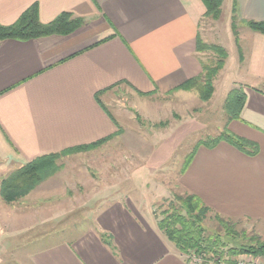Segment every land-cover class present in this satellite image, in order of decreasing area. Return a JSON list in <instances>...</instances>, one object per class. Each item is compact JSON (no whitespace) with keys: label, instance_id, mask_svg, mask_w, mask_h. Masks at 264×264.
I'll list each match as a JSON object with an SVG mask.
<instances>
[{"label":"crops","instance_id":"crops-1","mask_svg":"<svg viewBox=\"0 0 264 264\" xmlns=\"http://www.w3.org/2000/svg\"><path fill=\"white\" fill-rule=\"evenodd\" d=\"M237 5L244 26L264 22V0ZM33 7L42 24L71 14L85 25L69 36L0 43V160L23 166L119 129L110 142L127 137L107 107L119 92L139 103L175 92L185 102L198 98L195 91L175 90L203 73L196 51L206 13L201 0H0V26L14 25ZM243 61L247 100L229 130L256 143L259 153L225 141L200 146L174 188L197 196L236 227L264 236V34L248 32ZM179 126L162 133L153 158ZM32 240L35 246L20 263L193 264L159 230L146 205L129 197L98 209L91 226Z\"/></svg>","mask_w":264,"mask_h":264},{"label":"rangeland","instance_id":"rangeland-1","mask_svg":"<svg viewBox=\"0 0 264 264\" xmlns=\"http://www.w3.org/2000/svg\"><path fill=\"white\" fill-rule=\"evenodd\" d=\"M234 9L235 0H223L219 20L203 19L200 24L203 41L220 45L228 53L216 84L214 81L215 96L203 102L195 91L198 98L185 102L175 92L139 103L128 92L117 93L115 102L106 104L127 137L90 151L61 155L57 160L59 171L25 198L10 206L0 201V264H23L20 262L26 249L35 246L33 237H63L73 227L91 226L94 213L113 200L132 198L138 205H146L157 220L163 217V211L168 210L178 193L174 187L185 161L198 142L229 129L224 111L227 96L234 89H243L249 80L243 52L250 29L236 13V38L232 28ZM200 57L207 65L216 59L210 52ZM177 123L178 135L153 158L162 146V133L176 128ZM19 167L0 160V183ZM205 226L208 233L222 236L225 249L250 245L248 240H264V236L242 226L235 227L240 234L229 238L216 221ZM241 263L264 264V257L242 254L224 257L220 264Z\"/></svg>","mask_w":264,"mask_h":264},{"label":"trees","instance_id":"trees-1","mask_svg":"<svg viewBox=\"0 0 264 264\" xmlns=\"http://www.w3.org/2000/svg\"><path fill=\"white\" fill-rule=\"evenodd\" d=\"M201 1L206 9L204 19L219 20L222 14L223 0ZM236 7L238 9L237 0H235L232 28L238 39L235 24L237 18ZM84 25L85 21L83 19L76 18L71 14H62L53 22L42 24L39 21L37 8L33 7L25 12L14 25L0 26V43L5 40L28 41L52 35L69 36ZM246 26L254 32L264 34V22H246ZM196 51L199 54L210 52L216 56V59L210 65L201 61L202 75L188 80L175 91L194 90L198 92L201 101L208 102L213 97L215 90L214 81L219 72L225 67L228 53L220 45L204 42L200 33L197 35ZM246 100L247 95L243 89H234L228 94L224 111L229 123L241 120V113L245 107ZM119 135L120 129L115 135L95 143L71 148L58 154L43 156L17 168L1 180L0 198L2 202L8 206L17 203L34 191L41 183L55 175L60 169L57 165V160L61 155L96 149ZM223 141L249 155L254 156L259 153V146L256 143L235 135L227 127L219 136L197 143L195 150L185 161L181 174L185 172L200 146L215 148ZM173 198L168 210L163 211V217L158 218V228L184 256L188 257L191 254H195L203 257L205 259L204 264H209L210 262L220 264L224 257L232 258L242 254L264 257V240L256 243L253 240H248L250 245L225 249L226 244L222 236L212 232L208 233L205 225L216 221L223 228L228 238L241 232H237L236 225L231 221L214 214L211 208L206 206L197 196L178 192L174 194ZM212 215H214V219H212ZM103 239L109 243L106 236ZM214 258L215 260H213Z\"/></svg>","mask_w":264,"mask_h":264},{"label":"built area","instance_id":"built-area-1","mask_svg":"<svg viewBox=\"0 0 264 264\" xmlns=\"http://www.w3.org/2000/svg\"><path fill=\"white\" fill-rule=\"evenodd\" d=\"M189 261H191L193 264H204L205 259L200 256H196L195 254H191L190 256L187 257ZM209 264H213L210 262ZM241 264H252V263H241Z\"/></svg>","mask_w":264,"mask_h":264}]
</instances>
